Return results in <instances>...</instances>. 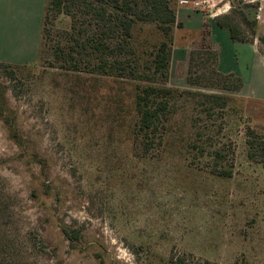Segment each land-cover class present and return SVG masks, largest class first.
I'll list each match as a JSON object with an SVG mask.
<instances>
[{
	"label": "rangeland",
	"instance_id": "1",
	"mask_svg": "<svg viewBox=\"0 0 264 264\" xmlns=\"http://www.w3.org/2000/svg\"><path fill=\"white\" fill-rule=\"evenodd\" d=\"M19 1H4L9 22H28L39 43L25 54H5L13 61L6 64L27 68L16 70L14 80L11 69L0 68V87L16 128L44 167L21 155L0 122V264H264V167L249 157L248 146L249 131L264 139V0H199L194 6L206 20L197 50L206 44L218 52L209 30L218 17L229 16L249 38L247 46L218 39L223 69L243 88L192 87L188 66L181 64L172 78L170 71L168 87L229 101L210 110L203 98L180 97L161 144L148 152L133 143L120 119L129 123L132 116L119 107L130 90L125 81L97 84L86 69L49 65L50 44H73L71 35L89 19L73 29L67 15L53 16L52 43L46 40L41 54L47 0ZM171 1L176 10L179 0ZM242 15L256 22L254 32ZM135 37L147 47L163 40L153 24H138ZM229 171V177L222 173ZM63 228L77 233L74 243Z\"/></svg>",
	"mask_w": 264,
	"mask_h": 264
},
{
	"label": "trees",
	"instance_id": "2",
	"mask_svg": "<svg viewBox=\"0 0 264 264\" xmlns=\"http://www.w3.org/2000/svg\"><path fill=\"white\" fill-rule=\"evenodd\" d=\"M57 14L70 17L73 20V29L79 19H89L85 28L80 29L77 35H71L73 44L67 43L68 45L63 46L60 42L52 43L48 25L50 19ZM241 20L250 25L254 32L256 22H249L245 15L241 16ZM216 23L229 31L233 41L250 42L240 26L229 16L218 17ZM138 24L155 25L163 40L148 47L146 41L137 42L135 31ZM176 26L182 27L177 24V13L171 0H47L39 52H47L45 48L49 45L46 41L48 40L52 43L53 61L49 62L51 68L73 70L76 73L86 69L89 75H94V82L97 84L105 79L118 83L125 81L124 85L130 87L127 97L124 96L129 105L124 103L122 96L119 107L120 111L128 110V114L131 110L132 116L129 123L125 116L120 119L130 127L133 143L141 145L148 152L156 143L161 144L175 111L174 105L180 97L203 98L204 104L211 106L210 110L214 107L225 108L229 101L228 96L179 91L168 87ZM218 61V52L206 44L201 49L191 51L188 85L241 92V79L233 74L220 73ZM0 68L11 69L9 77L14 80L16 70L27 68V65L0 61ZM96 88L90 87L93 90ZM0 122L5 126L10 140L21 150V155L43 169L44 160L41 155L37 151L30 152V142L16 128L17 116L9 107L5 90L1 87ZM248 135L249 157L260 161L264 167V139H253V131H249ZM216 155L223 157L221 152H216ZM222 173L227 177L232 175L230 171ZM63 232L70 242L76 241V232L69 228H63ZM177 264H181V261Z\"/></svg>",
	"mask_w": 264,
	"mask_h": 264
},
{
	"label": "crops",
	"instance_id": "3",
	"mask_svg": "<svg viewBox=\"0 0 264 264\" xmlns=\"http://www.w3.org/2000/svg\"><path fill=\"white\" fill-rule=\"evenodd\" d=\"M5 0H0V59L3 63H10L11 56L5 54H11L14 51H19L20 53L30 52L31 47L39 43V35L35 31L28 32L30 25L28 22L25 24L19 21L8 19V10L4 4ZM21 2V0L19 1ZM199 2V0H179V4L176 8L177 13V24H181L182 27L175 28L178 31L175 41L180 44V48L175 50L174 43L172 45V59H171V78L174 71L182 64L189 66L190 54L192 50H197L199 40L201 41L202 35L205 31V17L202 16V13H196L194 11V6ZM16 13L21 15V11H16ZM22 18V19H21ZM29 18V17H28ZM27 18V20H28ZM19 20H24V15L18 17ZM210 33L212 35V42L218 50L219 61H218V70L220 73L228 75L229 72L223 69V55L220 50V42L218 41L219 37L223 38L228 45L235 46V43L230 36L229 31L226 28L220 27L215 21L210 23L209 26ZM188 31H192L193 34H196L194 38L188 39L185 34ZM179 39V42H178ZM176 43V44H177ZM243 46L249 45L247 42H240ZM252 52L255 53V50L250 46ZM17 51V52H18ZM19 54V53H18ZM17 59L15 56H12V59ZM15 61V60H14ZM14 65H19L14 62ZM188 63V65H187Z\"/></svg>",
	"mask_w": 264,
	"mask_h": 264
}]
</instances>
